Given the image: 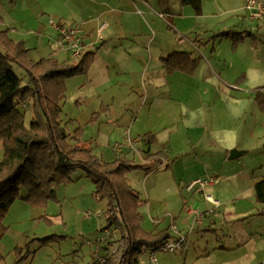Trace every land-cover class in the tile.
<instances>
[{"label": "crops", "instance_id": "crops-1", "mask_svg": "<svg viewBox=\"0 0 264 264\" xmlns=\"http://www.w3.org/2000/svg\"><path fill=\"white\" fill-rule=\"evenodd\" d=\"M172 2L180 3L179 0ZM172 2L167 12L160 8L156 12L158 0H52L47 7L31 13L39 22L49 24L48 19L53 17L59 24H78L84 31V51L90 52V66L85 74L66 79L65 85L70 89V84H76V98L85 104L82 106L89 113L104 111L95 121L102 123L105 120L104 127L110 124L108 128L112 125L115 129L129 128L137 137L146 133L153 135L154 143L148 144L145 138L138 140L143 142L138 163L147 165L149 170L144 171V179L152 183L144 190L145 203L140 200V213L150 212L149 220L155 226L159 224L160 220L156 221L159 216L171 218L173 221L170 219L169 226L162 229L176 239L182 231L175 224H183L184 219L195 214L196 223L207 222L204 227L212 231L217 226V210L227 208L221 214L234 215L229 221L223 217L224 227L228 226L229 230H223L220 235L213 230L214 244L206 239L202 256H224L219 258L218 264H251L257 261V253L264 254V210H258L262 203L256 200L253 188V182L259 178L255 175V166L228 163V160L236 159H229L228 155L232 148L248 152L252 146L247 136L255 134L258 141L262 139L257 132L263 129L261 124L255 126L246 118V130L250 132L247 133L243 121L247 112L253 109V105H249L250 99L256 105L258 103V107L257 97L264 100L261 90L264 81L260 80V76H264V67L258 58L263 42H257L254 36L250 41L243 39V46H250L258 63L246 66L244 82L228 83L210 63L215 68L225 69L229 59L222 53L237 52L238 39L231 45L228 39L233 38L232 35L219 40L214 35L209 38L208 44L212 47L207 57L203 42L175 38L174 24L168 23L169 14L181 29L186 27L187 30L191 26L189 33L197 34L200 28L190 13H184L186 26L182 25V18L175 21ZM202 11L194 14L199 16ZM229 12H233L232 8ZM180 15L181 11L177 16ZM102 24V34L97 38V28ZM206 31L210 36V30ZM56 39L59 41L58 33ZM216 41L218 45L225 42L228 47H216ZM173 51H186L197 59L198 65L192 74L167 71L161 58ZM54 53V58L58 59L57 52ZM60 57V61L68 60V57ZM259 110L262 111L260 107ZM73 119L74 125H82L77 118ZM104 136L111 141L112 135L101 130L97 134L98 139ZM117 137L115 135V139ZM87 145L92 147L89 142ZM114 153L119 156L117 158L130 159L123 149ZM187 159L190 161L186 162ZM189 169L194 172L186 173ZM211 175H214L213 181L202 190L197 189L198 185L187 189L193 180L207 179ZM197 194L201 200H196ZM239 200L241 202H237ZM190 203L201 207L202 213L191 208ZM255 216L259 219L250 224L249 219ZM263 261L258 260V264Z\"/></svg>", "mask_w": 264, "mask_h": 264}, {"label": "rangeland", "instance_id": "rangeland-1", "mask_svg": "<svg viewBox=\"0 0 264 264\" xmlns=\"http://www.w3.org/2000/svg\"><path fill=\"white\" fill-rule=\"evenodd\" d=\"M52 0H0V12L2 21L0 23V29H7L8 35L14 40V42H22L23 48L26 49V58L35 62L41 58L54 57L57 52L58 59H62L60 56L67 58L70 61V56L67 53H63L58 47V39H56L57 31L47 22H39L34 19V15L31 12H36L37 9L47 7L48 3ZM156 2V0H154ZM173 0L169 1V5ZM202 1V13L196 16L190 6H181L179 2L173 3L175 13V21L184 20L183 26H186L185 14H193L194 21L197 22L200 28L195 33H189V26L183 27L181 25H175L172 19V14H169L168 23L174 24L173 31L175 38L188 42L189 40L203 42L202 48H207L208 57L211 54V44L208 42L209 38L214 35L221 34L225 31H230L233 38L228 39L231 45L234 44V40L238 39L236 45L237 52L226 51L222 53L229 59L228 65L225 69L215 68L213 63H210L212 69L217 73H221V77L228 83H242L246 76V66L254 65L258 63L257 58L253 56V51L248 44H242L243 39L250 41V38L254 36L257 42H263V46H259L258 58L260 64L264 67V13L259 16H252V12L244 7L242 0H201ZM217 1L219 4H217ZM264 4V0H260ZM244 8V10L241 9ZM226 9V11L223 10ZM233 12H229V9ZM159 11V4H156V12ZM181 17L177 16L180 14ZM185 13V14H184ZM40 13L38 14V16ZM53 20L54 18L51 17ZM48 19V18H47ZM191 20V19H189ZM43 21V20H42ZM192 21V20H191ZM193 21V22H194ZM104 28V27H103ZM98 29V28H97ZM103 30V29H102ZM184 30V31H183ZM210 30L211 35L207 33ZM249 31L251 34H249ZM229 32V33H230ZM98 33V32H97ZM102 33L97 35V38ZM249 34V35H248ZM207 35V36H205ZM235 36V37H234ZM218 40L222 37H216ZM215 38H212V40ZM218 41H216V44ZM228 47L225 42L217 44L216 47ZM1 47V45H0ZM235 47V46H234ZM206 51V50H205ZM60 52V53H59ZM195 54V52H194ZM196 56V55H195ZM254 57V58H253ZM14 72L21 78L22 83H25L27 76L24 69L12 63ZM244 73V74H243ZM74 77V76H72ZM261 82L264 81V76H260ZM255 79V78H253ZM75 86L70 84V89H66L64 98L60 101L61 113L60 120L67 123L69 130H73L77 124L71 125L70 119L77 118L83 127L82 143L85 146L89 142L93 148V153L103 162H111L119 157L115 156L113 145L115 143H121V149H123L124 155H128L131 160L138 163L140 162L141 149L143 142H138L133 145L134 149L129 147V144L124 140L123 130L124 128H108L104 127L105 120L90 121L92 114L89 113L82 105V102H78L75 95ZM67 87V86H66ZM260 89V88H259ZM264 92V89H261ZM264 94V93H263ZM264 96V95H263ZM257 103V102H256ZM24 105H33V101L28 99ZM253 105V109L247 112V116L243 121L245 123L246 130V118L255 126H261L263 129H258L261 141L256 139L255 134L247 136V141L251 144L248 152H245L240 157L234 160H228V163H239L240 165L250 168L255 166L254 170L257 178L264 177V112L259 110L257 105L250 99V104ZM255 107V108H254ZM20 111L25 114V123L28 124L32 117L31 106L19 107ZM250 110V108H249ZM104 111L99 110V116H102ZM249 116V117H248ZM90 117V118H89ZM89 118V119H88ZM259 120V122H257ZM96 122V123H95ZM101 125V126H100ZM100 126V127H99ZM106 133L110 136L111 141L107 138H97L98 132ZM132 137H137V134L133 133L130 129ZM115 135L118 137L115 139ZM120 149V150H121ZM118 152V151H115ZM3 158V149L0 141V161ZM190 161L189 159L185 160ZM144 169L132 170L126 174L124 182L135 191L139 192L141 203L144 201V190L147 186L151 185L150 180L144 179ZM194 172V169H189L186 173ZM211 172L208 173V175ZM70 180L60 183L55 187V194L53 198H50L40 204L32 205L24 201L21 197L25 195L24 189L19 191V196L12 202L8 210L1 217L2 224L7 226L4 230L2 237L0 238V264H106V252L108 253H121V248H116L114 252L109 248L116 246L115 239L113 245L102 241H99L103 236V229L106 227L107 222L105 220V211L107 209V200L99 199L95 193V186L89 176L81 168H76L70 172ZM202 179V178H199ZM197 189H200L199 186ZM200 199L199 195H196V200ZM237 202H241L240 200ZM263 205V206H262ZM189 206L195 210L201 212V207L195 206L190 203ZM258 210H264V204L258 205ZM203 207V205H202ZM228 209L217 210L219 217L217 220V226L213 228L219 235L223 230H229L228 226L224 225L226 222L223 217L229 221L231 216L228 214H221ZM252 207V211H253ZM257 210V209H256ZM232 211V209H230ZM86 213H89L88 215ZM171 213V212H170ZM202 213V212H201ZM142 214V213H141ZM142 227L147 231L158 232L162 228L169 226L170 219H161L159 216L156 221H159L155 226L149 216L152 214L148 211L142 214ZM251 216H248V218ZM256 218H250V224ZM247 219V218H246ZM221 223H218L221 221ZM248 220V219H247ZM171 221H173L171 219ZM173 225V224H171ZM181 229V236L183 238L182 249L175 252L168 250H157L151 254V249H144L139 255L137 264H218V260L224 256H218L214 254L211 257H203L202 249L206 245V239L209 242L215 241V232L209 231L206 226L207 222L203 224L196 223V215L189 216L184 219L183 224H175V227ZM249 222L246 223L248 227ZM191 226V227H190ZM118 228L110 226V229ZM180 234V233H179ZM119 235V234H118ZM118 237L119 236H114ZM123 245V241L118 242ZM107 246L108 251L105 247ZM211 247V245H210ZM102 256L101 259L99 257ZM185 256V258H184ZM104 262H101V260ZM263 261L264 254H256V262L251 264H258V260ZM122 259V264H123ZM112 264V263H111ZM264 264V261L263 263Z\"/></svg>", "mask_w": 264, "mask_h": 264}, {"label": "trees", "instance_id": "trees-1", "mask_svg": "<svg viewBox=\"0 0 264 264\" xmlns=\"http://www.w3.org/2000/svg\"><path fill=\"white\" fill-rule=\"evenodd\" d=\"M169 1L158 0L162 12L169 10ZM179 1L182 5L191 6L195 14L201 13V0ZM7 32V29H0V141L3 149L0 161V238L7 228L1 217L21 189L25 191L21 197L24 201L40 204L54 197L56 186L70 180L71 171L81 168L91 178L96 196L107 200L105 228L112 225L118 228L119 238L115 242L123 241L119 246L123 264H136L144 249L161 250L164 241L172 237L166 229L154 232L142 227L143 216L138 209L140 195L123 181L132 170L148 171L147 165L125 158L101 161L92 147L82 143V125L69 130L68 121L60 120L65 80L87 72L91 63L90 52L82 51L73 61L48 57L33 62L26 58L22 42H14ZM229 32L215 37H233L234 34ZM161 62L167 71L180 70L188 74H192L198 65L197 59L186 51H173L162 57ZM12 63L24 69L25 83L14 72ZM28 99L33 101V105H24ZM257 100L264 112V100L259 96ZM22 106L32 108L28 124L25 123L24 112L19 110ZM98 115L99 111L92 113L90 121H95ZM69 122L74 125V119ZM143 138L148 144L154 143L153 135L149 133L142 135L141 140ZM253 188L256 200L264 204V177L255 180ZM113 242L108 244L113 245ZM105 249L108 251L107 246ZM105 254L106 264H113L118 252Z\"/></svg>", "mask_w": 264, "mask_h": 264}, {"label": "built area", "instance_id": "built-area-1", "mask_svg": "<svg viewBox=\"0 0 264 264\" xmlns=\"http://www.w3.org/2000/svg\"><path fill=\"white\" fill-rule=\"evenodd\" d=\"M244 7L252 12V16H259L264 13V4L260 0H244ZM160 17L163 16L162 13L159 15ZM49 24L57 31L58 36H59V47L65 52L68 53L70 58L75 60L82 51H84L85 48V43L83 41L84 37V31L81 29V27L78 24H73V25H65V24H59L52 18L48 19ZM104 25L102 24L98 29L97 32L98 34L101 33ZM123 137L124 140L129 144V147L131 149L133 148V145H135L138 140L141 139L140 136L138 137H132L130 134L129 128H126L123 131ZM122 144L121 143H115L113 145V150L114 151H119L121 149ZM214 179V175L209 176L207 179H195L192 182H190L189 185H187V189H191L193 186L198 185L199 188L202 190L207 184L211 183ZM207 198L208 195H206ZM87 215L89 213H86ZM119 236L118 231L116 228H104L103 229V236L102 238L99 239V241H102L101 243L107 241H113V240H108L111 238H114L117 240L118 237L114 236ZM119 240L116 243V246L114 248H109L110 251L114 252L117 250L118 246L120 245ZM183 238L181 236H178V238H169L164 243L160 246L161 250H168L175 252L176 250L182 249L183 245ZM112 245V244H111ZM151 254H153V251H151ZM102 256L99 257L101 259ZM101 262H104L102 259ZM113 264H122V257L120 254H116V257L113 260Z\"/></svg>", "mask_w": 264, "mask_h": 264}, {"label": "water", "instance_id": "water-1", "mask_svg": "<svg viewBox=\"0 0 264 264\" xmlns=\"http://www.w3.org/2000/svg\"><path fill=\"white\" fill-rule=\"evenodd\" d=\"M244 152H245V151L238 150L237 148H232V149H230V151H229L228 158H229V159L237 158V157L241 156Z\"/></svg>", "mask_w": 264, "mask_h": 264}]
</instances>
